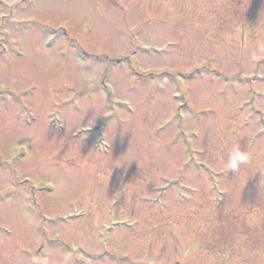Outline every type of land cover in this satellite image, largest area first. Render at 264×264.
I'll return each mask as SVG.
<instances>
[{
  "label": "rangeland",
  "instance_id": "obj_1",
  "mask_svg": "<svg viewBox=\"0 0 264 264\" xmlns=\"http://www.w3.org/2000/svg\"><path fill=\"white\" fill-rule=\"evenodd\" d=\"M27 1L0 0V264H264V0Z\"/></svg>",
  "mask_w": 264,
  "mask_h": 264
},
{
  "label": "clouds",
  "instance_id": "obj_2",
  "mask_svg": "<svg viewBox=\"0 0 264 264\" xmlns=\"http://www.w3.org/2000/svg\"><path fill=\"white\" fill-rule=\"evenodd\" d=\"M264 51V48H262ZM251 159L250 153L242 150L239 146H234L230 151L225 168L236 172L241 165H246Z\"/></svg>",
  "mask_w": 264,
  "mask_h": 264
}]
</instances>
